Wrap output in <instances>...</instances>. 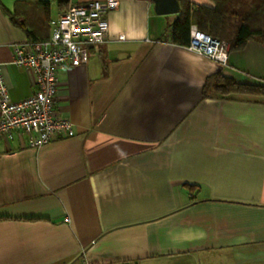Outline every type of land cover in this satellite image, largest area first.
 Wrapping results in <instances>:
<instances>
[{
  "label": "crops",
  "instance_id": "1",
  "mask_svg": "<svg viewBox=\"0 0 264 264\" xmlns=\"http://www.w3.org/2000/svg\"><path fill=\"white\" fill-rule=\"evenodd\" d=\"M59 1L0 0L11 100L34 90L11 45L88 0ZM118 1L87 62L56 70L54 107L75 134L0 140V264H264V92L205 90L216 72L264 89V43L222 65L171 41L178 13Z\"/></svg>",
  "mask_w": 264,
  "mask_h": 264
},
{
  "label": "built area",
  "instance_id": "2",
  "mask_svg": "<svg viewBox=\"0 0 264 264\" xmlns=\"http://www.w3.org/2000/svg\"><path fill=\"white\" fill-rule=\"evenodd\" d=\"M118 0H88L70 4L48 20L46 39H25L11 45V63L34 74L33 92L11 100L0 63V140L25 137L28 147L37 148L75 134L74 124L55 110L56 70L62 65L87 62L89 50L106 39V15L118 7ZM185 47L222 65L227 63L229 45L191 25Z\"/></svg>",
  "mask_w": 264,
  "mask_h": 264
},
{
  "label": "trees",
  "instance_id": "3",
  "mask_svg": "<svg viewBox=\"0 0 264 264\" xmlns=\"http://www.w3.org/2000/svg\"><path fill=\"white\" fill-rule=\"evenodd\" d=\"M212 1L215 5L213 8H209L189 1L180 2V0H178L180 11L176 19L171 23V41L173 43L177 45H187L190 38L191 25H195L198 30L219 40L221 39L216 35L224 31L226 27H232V35L228 41L229 49H240L249 38L253 37H257L259 41L264 43V28L255 25L252 26L247 21L244 8L242 7L244 5L239 4L241 0ZM59 3L65 4L66 2L61 0ZM211 86L215 90L222 92H264V89L259 86H242L235 84L231 79L223 77L219 72L207 78L205 90Z\"/></svg>",
  "mask_w": 264,
  "mask_h": 264
},
{
  "label": "rangeland",
  "instance_id": "4",
  "mask_svg": "<svg viewBox=\"0 0 264 264\" xmlns=\"http://www.w3.org/2000/svg\"><path fill=\"white\" fill-rule=\"evenodd\" d=\"M244 6V13L245 17H247V21L252 26H259L264 28V0H241V3ZM233 28L229 27L222 31L219 35H216L223 41L228 43L231 35H232Z\"/></svg>",
  "mask_w": 264,
  "mask_h": 264
},
{
  "label": "water",
  "instance_id": "5",
  "mask_svg": "<svg viewBox=\"0 0 264 264\" xmlns=\"http://www.w3.org/2000/svg\"><path fill=\"white\" fill-rule=\"evenodd\" d=\"M153 9L157 14L178 13L180 6L178 0H153Z\"/></svg>",
  "mask_w": 264,
  "mask_h": 264
}]
</instances>
